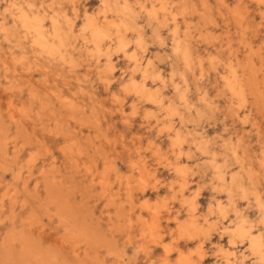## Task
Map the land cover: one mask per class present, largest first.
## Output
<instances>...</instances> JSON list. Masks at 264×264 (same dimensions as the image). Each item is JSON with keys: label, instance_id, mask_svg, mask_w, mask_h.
Returning <instances> with one entry per match:
<instances>
[{"label": "rangeland", "instance_id": "1", "mask_svg": "<svg viewBox=\"0 0 264 264\" xmlns=\"http://www.w3.org/2000/svg\"><path fill=\"white\" fill-rule=\"evenodd\" d=\"M10 1L0 0L2 13ZM13 1L25 4L24 0ZM35 2L38 7L42 6L48 11V23L55 12L63 11L75 23V37L68 40V45L76 51V61L73 69L60 63H49L39 51L33 50L31 40L25 38L20 26L7 16L10 43L0 32V56L7 59L6 62L0 57V144L5 140L9 149L6 155L0 148V264L27 261L23 254L24 241L28 238L25 225L33 215L39 220L34 239H38L45 254L53 255L60 264H181L185 258L195 264H226L225 253L230 250L234 253L230 256L233 264H259V259L251 253L246 242L238 239L236 248L232 249L229 237L223 235L222 231L230 221L237 223L235 209L238 208L247 217L254 233L264 237L261 216L253 203L248 206L237 199L236 208H228V219L218 222L211 241L205 240L202 234L194 238L180 235L178 226L191 219L185 203L187 197L196 198L199 220L208 215L209 207L217 197L211 189V176L205 175L207 163L192 142L191 132L204 131L210 148L221 147V141L225 139L235 146L240 155L246 149L255 168L259 159L264 157V102H256L247 93L246 102L240 104L231 98L222 80L228 65L233 63L246 79L254 76L264 101V0L163 1L171 7L180 23L182 35L188 36L192 47L193 64L191 70L186 69L187 85L180 78L184 66L172 54L171 25L160 28L158 37L156 22L147 17L148 11L153 6L160 7L162 1L131 0L141 29L139 33L131 30L127 35L129 52L137 53L141 59L151 58L155 68L161 70L166 81L163 91L167 104L172 103L179 114H169L123 91L122 86L132 72V64L127 56L114 51L116 46L113 48L115 73L107 75L112 76L109 77L111 87H107L103 81V77H106L105 63L98 64L96 56L79 52L85 49L82 41L78 40L81 38L85 11L102 18L100 0ZM73 5L78 6V12L72 9ZM239 13L243 17L242 23L239 22ZM168 20L171 22V18ZM140 34L143 42L141 48L136 39ZM20 57L27 59L25 64L34 63L32 66L37 64L38 68L34 67V72L29 73L27 66L19 61ZM38 70H42V74ZM26 71L31 74L27 73L29 77L25 76ZM150 81L153 82L152 79ZM175 82L179 85L178 91ZM89 94H92V98ZM113 94L121 97L125 115H121ZM181 94H185L194 105L192 108L182 104ZM59 95L72 100L77 110L64 108ZM11 98L20 109L25 107L27 113H31L29 118H23L17 112V119L11 120L8 109ZM197 110L202 112L201 116L196 115ZM178 130L186 138L181 156L178 155L179 148L172 145V136ZM241 138L242 143L238 146ZM70 148H75L73 154L69 153ZM140 159L145 160L151 172L157 173L156 176H145L144 184L133 168ZM180 165L187 169L186 180L176 172ZM228 165L231 174L238 172L239 167L231 157ZM86 169H90L93 176L87 175ZM42 170L56 175L63 184V199L71 210L75 232L79 234L84 230L94 237L90 246L80 245L77 256L57 246V243L61 244L68 238V233L61 222L58 208L50 203ZM105 172L106 180L102 184L100 181L104 180ZM184 183L187 186L182 192ZM258 187L264 198V180L258 181ZM250 198L253 199L252 196ZM47 205H50L49 211L41 214ZM155 210L160 213L159 230L151 232L150 224ZM40 230H43L41 239L37 235ZM167 248L171 249L170 254L166 253Z\"/></svg>", "mask_w": 264, "mask_h": 264}, {"label": "bare ground", "instance_id": "2", "mask_svg": "<svg viewBox=\"0 0 264 264\" xmlns=\"http://www.w3.org/2000/svg\"><path fill=\"white\" fill-rule=\"evenodd\" d=\"M100 1L102 4V16H103V17L101 16L102 18L99 19V18L95 17L94 15H91L87 10L85 11L84 24L80 30L81 31V35H80L81 38H78V40L82 41L83 48H85V49L82 51H79V52L81 54L83 52L86 55L96 56V58H97L96 60L98 61V64L102 63V62L105 63L106 66H105V68L102 67V69L104 68L106 71L105 72L106 77H103L104 78L103 81L106 83L107 87L108 86L111 87V83H112L111 79H110L112 76L111 77L109 76L110 77L109 78V77H107V75L108 74L114 75L115 69H116V67L114 66L115 63H114V59H113V55H114L113 52L114 51H116L117 53L121 52L124 56H127L129 58V61L132 64V72L129 73L130 75H128V79L124 80L125 84L122 86L123 91L126 94H134V95H136L135 98H138L139 100H145L147 103H150L151 105H153L154 107H156L160 110L161 109L166 110L167 112H169V114H179L178 109L172 103L167 104L166 96H165L164 91H163V89L166 86V81H165V78L163 77L161 70L155 68V65H154L153 61L151 60V58H148V57L145 58L144 57L143 59H141V58H138L137 53L132 52V51L129 52V43H128L127 35L130 33L131 30H134V31L137 30L139 33V30L141 29V28L139 29L138 19H137L138 17H137V14H136L133 6H132L133 4L131 3V0H100ZM157 1H159V0H157ZM161 1H162L161 4L159 2V4L161 6L160 7L153 6V8L151 7L152 9L148 11V16L147 15L146 16L151 21L156 22V24H155L156 25L155 26L156 31L155 32L158 35V37L160 36V30H159L160 28L167 27V26L169 27L171 25L169 28L171 29L172 36H173V44H172L171 48H172V54H174V56L173 55L172 56L175 57L176 59H178L183 64V66H184L183 68L185 70H184V72L183 71L180 72V78H181V81L183 82V84L187 85L188 79H187V75H186V69L191 70L192 64H193L192 47H191V44L189 43L188 36L182 35L180 23L177 21V17L174 14V12H172L169 4L163 2L164 0H161ZM23 3H25V4H22V3H19L17 1L12 0V1H10V4H7L8 6H5L6 7L5 11H3L4 9L2 10L3 13L1 12L2 5H0V32L5 35V37L7 38V41L10 43V39L8 37L11 36V33L9 32V29L7 28V22H8L7 16H10L12 18V21L15 24L20 26L19 28L22 29V31L24 33V37L31 40V42H30V40H29V42L32 43V45L31 44L30 45L33 47V50L36 49L37 51H39L40 55L44 56L45 60H47L49 63H60V64H63L64 67H65V65H68L70 68L73 69L75 67V61H76L75 53H76V51L72 47H69L68 40L70 38L75 37V32H76L75 23L68 17V15L66 13H64V11L61 13H58V12L56 13L55 10H54V12H55L54 15H52L50 17V23H48L47 19H46L49 17V13H47L48 11L45 10L44 8H42V6L38 7L35 0H24ZM37 3H38V0H37ZM49 3H52V2H50V0H49ZM56 4H59V3H56ZM48 5H47V7H48ZM59 6H61V4ZM59 6H58V8H59ZM60 9H61V7H60ZM72 9H74V11L78 12V6L73 5ZM56 10H57V8H56ZM57 11H59V9ZM139 13H141V12H139ZM238 16H239V22L242 23V21H243L242 14L239 13ZM262 16L264 18V12H263ZM142 18H144V17H142ZM169 18H171V22L168 20ZM146 22H147V20H146ZM169 22H170V24H169ZM138 36H139V38H136V39H138V45H140V48H141V45L143 43L142 42V35L140 34ZM2 38H4V37H2ZM7 41H6V44L8 43ZM1 45H3V44H1ZM114 46H116L115 50L113 49ZM140 48H138V49H140ZM4 52H6V50ZM19 53H21V52H19ZM5 54H8V56H9L8 52H6ZM81 54H80V56H81ZM18 55L21 56L20 54H18ZM11 57H13V56L11 55ZM1 58H0V60H1ZM20 58L21 59H19V61L20 62L22 61L23 65L27 66V71L29 73H31V71L34 70V67L38 68L37 64H35V66H32L34 63H32V65L25 64V61L27 60L25 57H20ZM5 59H3V60L6 61L7 59L6 60ZM9 59H10V56H9ZM83 59H84V57H83ZM15 60L16 59H14V61ZM9 61H11V60H9ZM14 61H12V62H14ZM19 61H17V62H19ZM97 61H96V63H97ZM86 64H88V63H86ZM4 65H6V64H4ZM4 65H2V66H4ZM7 65H8V63H7ZM79 65H81V64H79ZM40 66H41V64H40ZM43 67H44V65H43ZM169 67H170V65H169ZM42 70H40V71L38 70L40 72V74H42L41 73ZM67 70H69V69H67ZM27 71H26L25 76L29 77V75H31L32 73L29 74ZM35 71H37V69ZM10 72H11V70H10ZM32 72H34V71H32ZM27 73L29 75H27ZM53 73H55V72L53 71ZM22 74H24V71L22 72ZM22 74H20V75H22ZM57 74H59V71ZM17 76H19V75H17ZM69 76H71V75H69ZM12 77L13 76L11 75V78ZM64 79H62V80H64ZM150 79H152L153 82H151ZM222 80H223L225 87L229 90V92L231 94V98L238 100L240 102V104H244L246 102L247 93H250V95L253 96V98H255L256 102H262V103L264 102L263 101V94H262L260 88L258 87V83L256 82V79L254 78V76L246 79L245 76L240 74V72L237 70V67L233 63H230L228 65V68H227V71L225 72V75H222ZM55 81L53 83H55ZM75 82H77V81H75ZM176 82H175V89L178 91L179 85L176 84ZM37 85H39V83ZM45 85H48V83ZM45 85H44V87L46 88ZM55 85H56V83H55ZM68 87H70V86L68 85ZM6 89L8 90L9 88H6ZM88 89H89V87H88ZM78 91H79V89H78ZM81 91L79 93H81ZM84 91H85V89H84ZM70 92H71V90H70ZM33 94H34V92H33ZM91 95L89 94L90 97H91ZM113 97L115 98V101L118 103L117 106H119V110H120L121 115L122 116L125 115V106H124L123 102L120 100L121 97H119V95H116V94H113ZM58 99H60V102L62 103L64 108H66L67 110H70V111H76L77 110V107L72 102V100L63 97L62 95H59ZM202 99H203V101H205L204 98H202ZM180 100H181L182 104H184L187 108H192L194 106L186 98L185 94L180 95ZM263 107H264V103H263ZM134 108L136 109L137 106L134 105ZM8 109H9V114H10L11 120L17 119V112H18V114H21L22 116H24L23 118H29V114H31V113H29V114L27 113V110L25 107L20 109L17 106L16 102L12 98L8 102ZM132 113H134V112H132ZM74 115H76V114H74ZM196 115L201 116L202 112L197 110ZM30 117L32 118V116H30ZM69 121H71V120H69ZM171 129H172V127L170 128V130ZM65 135H67V134H65ZM190 135L193 136L192 142L194 143L195 147H197V149L201 152L202 157L205 159V162L207 163L205 175H206V177H209V175L211 176V178H210V184L212 186L211 189H212L213 193L217 195V197H216V201L210 205L208 215L202 220H199L200 218L197 217V214H196V211H197L196 198L195 197H193V198L187 197L185 203L187 204L186 206L189 207V213L191 214V217H190L191 219L189 221H186L185 223L183 222V223L179 224L178 234L180 233V235L181 234L186 235V236H188V238H192V237L194 238L195 236H199L202 234V235H204L205 240L211 241L212 236L214 234V231H216V229H217L218 222H220V221L222 222V220L228 219V210H229L228 208H231V207L236 208L237 199H239L240 202H242L244 204H248V206H250L253 203V204H255V206L258 207L259 214L261 216L260 225L264 229V198H262L263 194L261 196V190H259V187H258V181L264 180V157L262 159H259L258 164L255 168L254 164L250 162V159H249L248 154H247L248 151L246 149H244V151H242V155H240L238 153L237 149L235 148V146H233L231 143H228L225 139H222L221 147H217L216 149L210 148L208 141L206 142L207 135L204 131L201 132L198 130H194L193 132L190 133ZM185 139L186 138H185L184 134L181 133L180 130L176 131L174 133V135L172 136V143H173L172 145L174 147L179 148V151H178L179 156H181L183 153L182 144L185 142ZM241 143H242V138L239 139L238 146H240ZM7 145H8V142H6L5 140L3 143L0 144V146H1L0 148L2 149V151L6 155H8V153H9V149H7ZM74 149L75 148H70L69 153L73 154ZM230 151L232 152V155L230 154ZM78 154L82 155L80 152ZM263 156H264V153H263ZM73 157H75V156H73ZM230 157L232 160L235 161V163L239 167V170L237 173L231 174L228 171L229 170L228 164L230 162ZM76 168H78V166H76ZM133 168L135 170H137L138 174L141 176V180L140 179L139 180L142 181L143 184L145 183V181H144L145 176H147V175L156 176V174H157L156 171L151 172L149 170L147 163L145 162L144 159H140L139 162L134 163ZM94 171H95V169H94ZM30 172H31V169H30ZM176 172L184 180H186V177H187L186 167H184L183 165H180L177 167ZM86 173H87V175L90 174L93 176L90 169H86ZM41 174H42L44 182L46 183V191L49 195L48 197L50 199V203L55 204L56 208H58V210H59L58 214L61 218V222L64 225L65 230L68 233V238L65 239L64 242L61 244L57 243V246L59 247V245H60L61 248H66V249L70 250L75 256H77L80 245L83 243L85 246H90L91 244H93L92 242L94 241V237H93V235H91L92 233L88 234V232L84 231V230H82V233H79V234H77L75 232V229H74L75 227H73V224H72L73 221L71 223V220H72V216L70 214L71 210H70V208L66 207V205H65L66 203L63 199L62 192H63V189H65V188L62 189L61 185H63V184L61 183V181L59 180V178L56 175L52 176V174L50 175V173L48 171L42 170ZM106 175H107V172L104 173V180L100 181V182H102V184H104V182L106 180V177H105ZM186 186H187L186 183H184L182 185V192L185 191ZM67 190L68 189H66V191ZM69 193H70V191H69ZM129 196L132 198L131 194ZM251 196L253 199L250 198ZM252 200H254V202ZM70 203H71V201H70ZM49 206L50 205H47L45 208H43L42 209L43 212L41 214L48 212L50 209ZM186 206H184V207H186ZM251 212H252V210H251ZM235 214H236L237 220H238L237 223H233L232 221H230L227 226H225L223 224V226H225L222 228L223 229L222 230L223 235H226L227 237H229V244H230V247L232 249L236 248L238 239H240V241L242 243L246 242L249 246L248 249H250L251 253L259 259V262H260L259 264H264V237L261 234H255L254 233L253 227L248 225L249 222L247 221V217L245 215H243V213H241V211H239L238 208L235 209ZM159 215H160V213L155 210V212L153 213L152 223L150 224L151 232L158 228ZM39 216H43V215H39ZM50 218H51V216H50ZM214 218L217 220H215ZM38 222H39V220H38L37 216L33 215V217L25 225L26 231L28 234V238H26L24 241V243H26V244H25L24 249H23V254L25 255L27 261L24 263L21 260H19L20 264H60V263H58V260L56 259V257H54L53 255L47 254V253L45 254V252L42 251V247H41V244L39 243L38 239H34V235L37 233V230H36L37 226L36 225L38 224ZM62 229H64V228H62ZM157 230H159V229H157ZM42 233H43V230H40L38 232V234H37L38 238H40V239L42 238ZM178 239H179V237H178ZM196 239H198V238H196ZM97 246H98V244H97ZM88 250H89V248H88ZM87 252H89V251H87ZM231 252H232V250H230L229 252L227 251L225 253V254H227L226 255V257H227L226 258V264H233L230 256L234 253L233 252L231 253ZM85 253H86V251H85ZM90 253H92V250ZM166 253L170 254L171 249L167 248ZM93 255H94V252H93ZM185 259L186 260H183L181 262V264H195V263L191 262L189 260V258H185Z\"/></svg>", "mask_w": 264, "mask_h": 264}]
</instances>
